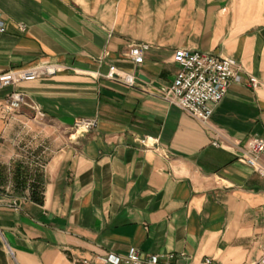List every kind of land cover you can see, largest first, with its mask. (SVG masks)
I'll list each match as a JSON object with an SVG mask.
<instances>
[{
  "label": "crops",
  "instance_id": "obj_1",
  "mask_svg": "<svg viewBox=\"0 0 264 264\" xmlns=\"http://www.w3.org/2000/svg\"><path fill=\"white\" fill-rule=\"evenodd\" d=\"M0 14V73L59 69L0 89V264H100L132 247L177 264L264 259V178L239 156L264 141V0H0ZM180 49L242 68L208 126L163 98ZM13 92L28 106L9 110ZM78 119L98 126L76 134ZM16 163L40 176L42 204L16 190Z\"/></svg>",
  "mask_w": 264,
  "mask_h": 264
},
{
  "label": "built area",
  "instance_id": "obj_2",
  "mask_svg": "<svg viewBox=\"0 0 264 264\" xmlns=\"http://www.w3.org/2000/svg\"><path fill=\"white\" fill-rule=\"evenodd\" d=\"M24 31V27H22ZM5 32V25L0 14V33ZM149 45H135L130 50V57L137 65L143 64L145 53ZM174 62L180 71L172 85L162 91L163 98L171 105L197 120L203 126H208L215 108L222 103L233 82H240V65L228 58H218L212 54L193 52L180 49L174 54ZM59 69L51 64H41L30 69L12 70L0 73V89L15 87L21 83L34 82L44 77L54 76ZM112 79L123 80L130 87L138 85L137 77L133 75L111 74ZM249 84L254 88L262 85L258 78L250 76ZM9 110L28 106L26 96L20 92H13L7 98ZM40 118H44L39 113ZM98 126L97 119H78L72 129L76 134H87ZM144 142V141H143ZM221 147L220 144L214 143ZM240 160L255 169L264 178V141L252 139L247 147L240 152ZM185 259L184 255L180 256ZM177 255L166 257L150 255L143 257L141 252L132 247L126 255L108 253L99 259L100 264H177ZM85 261L84 264H88ZM203 264H216L213 259L206 258ZM252 264H264V259Z\"/></svg>",
  "mask_w": 264,
  "mask_h": 264
},
{
  "label": "trees",
  "instance_id": "obj_3",
  "mask_svg": "<svg viewBox=\"0 0 264 264\" xmlns=\"http://www.w3.org/2000/svg\"><path fill=\"white\" fill-rule=\"evenodd\" d=\"M1 175L2 171L0 172V180H2ZM13 180L15 188L19 193H22L27 188H29L31 190L32 201L38 204L43 203L40 176L34 177L33 175H31L28 168H26L22 163H16Z\"/></svg>",
  "mask_w": 264,
  "mask_h": 264
},
{
  "label": "water",
  "instance_id": "obj_4",
  "mask_svg": "<svg viewBox=\"0 0 264 264\" xmlns=\"http://www.w3.org/2000/svg\"><path fill=\"white\" fill-rule=\"evenodd\" d=\"M137 80L138 82H144V83H147V84H150L151 81L149 79H147L146 77L142 76V75H138L137 76Z\"/></svg>",
  "mask_w": 264,
  "mask_h": 264
},
{
  "label": "rangeland",
  "instance_id": "obj_5",
  "mask_svg": "<svg viewBox=\"0 0 264 264\" xmlns=\"http://www.w3.org/2000/svg\"><path fill=\"white\" fill-rule=\"evenodd\" d=\"M21 109V108H20ZM20 109H18V110H20Z\"/></svg>",
  "mask_w": 264,
  "mask_h": 264
}]
</instances>
